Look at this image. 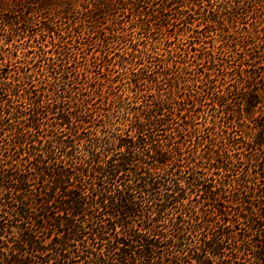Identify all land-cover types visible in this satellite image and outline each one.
Here are the masks:
<instances>
[{
  "label": "trees",
  "instance_id": "obj_1",
  "mask_svg": "<svg viewBox=\"0 0 264 264\" xmlns=\"http://www.w3.org/2000/svg\"><path fill=\"white\" fill-rule=\"evenodd\" d=\"M0 264H264V0H0Z\"/></svg>",
  "mask_w": 264,
  "mask_h": 264
}]
</instances>
